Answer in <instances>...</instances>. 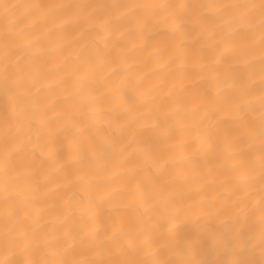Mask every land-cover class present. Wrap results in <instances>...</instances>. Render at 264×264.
I'll return each mask as SVG.
<instances>
[{"label": "snow or ice", "instance_id": "snow-or-ice-1", "mask_svg": "<svg viewBox=\"0 0 264 264\" xmlns=\"http://www.w3.org/2000/svg\"><path fill=\"white\" fill-rule=\"evenodd\" d=\"M3 10L0 264H264V0Z\"/></svg>", "mask_w": 264, "mask_h": 264}, {"label": "bare ground", "instance_id": "bare-ground-1", "mask_svg": "<svg viewBox=\"0 0 264 264\" xmlns=\"http://www.w3.org/2000/svg\"><path fill=\"white\" fill-rule=\"evenodd\" d=\"M49 0H0V27H2L5 23L4 16H3V5L4 4H26V3H46ZM54 2H60V0H54ZM64 2H68V0H64ZM78 2H84V0H78ZM98 2L102 3H112L114 0H98ZM258 2V0H257ZM203 235L207 236V233H203ZM211 243V241H210Z\"/></svg>", "mask_w": 264, "mask_h": 264}]
</instances>
